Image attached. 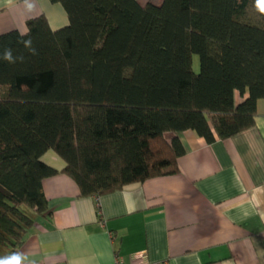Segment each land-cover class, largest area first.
<instances>
[{"label": "trees", "instance_id": "obj_1", "mask_svg": "<svg viewBox=\"0 0 264 264\" xmlns=\"http://www.w3.org/2000/svg\"><path fill=\"white\" fill-rule=\"evenodd\" d=\"M50 1L69 25L28 21L37 55L16 31L0 35L26 57L0 61V257L51 215L43 181L58 171L41 161L47 152L64 161L82 197H100L179 174L185 151L167 134L232 138L254 126L264 99L255 0Z\"/></svg>", "mask_w": 264, "mask_h": 264}, {"label": "crops", "instance_id": "obj_2", "mask_svg": "<svg viewBox=\"0 0 264 264\" xmlns=\"http://www.w3.org/2000/svg\"><path fill=\"white\" fill-rule=\"evenodd\" d=\"M41 16L53 31L69 25L60 3L0 0V35ZM175 137L185 151L179 174L100 197H82L64 161L43 155L58 174L43 181L51 215L37 218L16 251L25 264H264V99L254 126L232 138L166 135Z\"/></svg>", "mask_w": 264, "mask_h": 264}, {"label": "clouds", "instance_id": "obj_3", "mask_svg": "<svg viewBox=\"0 0 264 264\" xmlns=\"http://www.w3.org/2000/svg\"><path fill=\"white\" fill-rule=\"evenodd\" d=\"M29 9L34 8V5L29 4ZM255 7L259 13L264 15V0H255ZM17 43L22 44L23 48L27 50L31 55H37L38 51L33 44V39L30 35V30L20 32L18 30ZM26 59L23 53L16 54L15 50L10 46H4L0 43V61L7 62L8 64L23 63ZM27 256L20 252H14L9 256L0 257V264H25Z\"/></svg>", "mask_w": 264, "mask_h": 264}, {"label": "rangeland", "instance_id": "obj_4", "mask_svg": "<svg viewBox=\"0 0 264 264\" xmlns=\"http://www.w3.org/2000/svg\"><path fill=\"white\" fill-rule=\"evenodd\" d=\"M248 17H249L253 22L256 21V17H257V15H256V12H255V10H254L253 8H251V9L249 10ZM194 70H195L196 72L199 71V59H198L197 56L194 57Z\"/></svg>", "mask_w": 264, "mask_h": 264}]
</instances>
